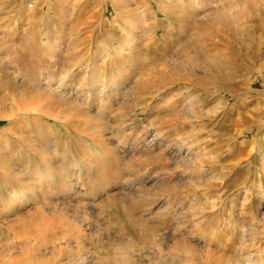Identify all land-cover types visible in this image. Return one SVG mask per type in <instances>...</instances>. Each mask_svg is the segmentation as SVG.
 I'll return each instance as SVG.
<instances>
[{
  "label": "rangeland",
  "instance_id": "1",
  "mask_svg": "<svg viewBox=\"0 0 264 264\" xmlns=\"http://www.w3.org/2000/svg\"><path fill=\"white\" fill-rule=\"evenodd\" d=\"M212 255L264 264V0H0V264Z\"/></svg>",
  "mask_w": 264,
  "mask_h": 264
},
{
  "label": "bare ground",
  "instance_id": "2",
  "mask_svg": "<svg viewBox=\"0 0 264 264\" xmlns=\"http://www.w3.org/2000/svg\"><path fill=\"white\" fill-rule=\"evenodd\" d=\"M224 210V209H223ZM227 214L225 213V212H223L222 213V216H224L225 217V220H227V221H225L226 223H223L222 224V226L223 225H225L226 226V224L228 223L229 224V217H227L226 216ZM241 228V227H240ZM240 228H238V232H240L241 231V229ZM223 229V233L225 234V233H227V231H226V227L224 228H222ZM242 238V237H241ZM178 240L176 241V240H174V244L175 245H177L178 243ZM232 258H229V259H227L226 261H224V258H223V255L222 256H220V255H212V257L211 256H207L206 257V259L203 261V264H229V260H231ZM233 260V259H232ZM232 263V262H231ZM234 264V263H233ZM243 264H249V263H243Z\"/></svg>",
  "mask_w": 264,
  "mask_h": 264
}]
</instances>
